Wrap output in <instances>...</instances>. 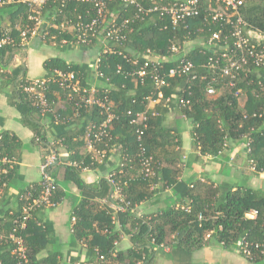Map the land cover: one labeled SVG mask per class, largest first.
I'll return each instance as SVG.
<instances>
[{
    "label": "trees",
    "instance_id": "obj_1",
    "mask_svg": "<svg viewBox=\"0 0 264 264\" xmlns=\"http://www.w3.org/2000/svg\"><path fill=\"white\" fill-rule=\"evenodd\" d=\"M0 9L14 10L9 16V26L0 28V41L3 38L12 40L11 43L0 45V83L3 88L11 89L8 101L19 111L20 123L33 132L34 141L44 142V134L37 119L42 115L34 97L24 90L28 86L26 70L22 66L8 70L15 54L23 46L20 32L32 28L34 22L28 20L30 11L25 5H6ZM215 10H221V7L212 0H200L199 15L189 19L185 27L172 29L166 28L165 23L156 17L144 22L135 20V9L131 6H124L118 1L108 3L106 16L118 24L128 20V29L132 32L124 30L126 39L123 43L109 42L114 53L103 54L101 48L98 51V72L103 75V79L96 88L100 92L106 91L105 96L115 118L111 122L108 136L97 144V148L106 154L112 147L118 148L120 163L109 175L118 185L119 196L128 206L125 212L117 214V222L114 221L112 210L99 200L101 197L84 198L74 207L71 230L76 242L86 247L89 260L71 264H151L155 248H171L191 254L211 245L220 246L229 252L237 251L250 264H264L263 190L242 186L234 190L227 188L226 192L221 193L220 188L214 187L210 181L196 180L188 186L179 184L181 190L177 193V207L141 217L131 213L136 205L152 197L153 192L149 189L152 183L157 180L173 188L182 174L180 136L165 124L166 114L173 108L179 109L178 115L192 120V148L200 156L216 157L228 142L244 141L249 150L247 156L253 172L264 174V90L258 85V81L263 78V70L253 67L251 72L241 73L232 87L228 85L229 78H223L212 84L218 94L211 98L206 96V89L213 76V72L206 68L208 59L222 55L225 50L231 49L233 43L235 18L228 19L225 16L213 20ZM95 15L91 4H61L50 0L41 10V16L50 24L45 37L77 45L70 34L60 30L61 24L66 21L76 23L79 20L86 23ZM239 15L248 26L264 32V0H245L239 8ZM215 34H218L219 39L209 43ZM190 41L194 45L186 59L194 65L192 72L197 75L196 79H192L191 75L169 79L170 87L164 89L165 97H168L176 89L189 88V107L179 108L163 100L150 107L148 102L142 101L143 95L152 90L149 78L141 80L130 76L142 64L140 56L150 50L160 58L166 57L169 56L171 42L182 45ZM77 46L84 49L99 45L93 41L88 46ZM134 60H137L136 64H133ZM175 63H162L161 74L166 73ZM42 66L45 78L51 80L45 94L52 109L51 113L42 117L62 128L75 126V135L63 132L56 138V142L58 140L67 148L69 159L66 170L72 175L79 190L83 193L93 190L92 186L80 180L78 171L92 168L95 162L88 160L91 156L81 155L77 148L86 146L85 135L90 128L98 127L103 117L96 106H83L75 95L68 98L67 91L60 88L53 79L56 71L73 72L84 87L92 84L94 71L86 64L69 63L59 57L45 60ZM117 67L121 69L119 74ZM241 100L244 101L243 106ZM143 111L148 117L147 127L138 140L136 126L130 124L127 113ZM0 137L1 157L16 162L15 152L20 148V141L8 131L0 133ZM141 149H144L146 157L151 158L155 173L152 178L143 179L139 174L138 154ZM15 168L16 163L0 161V193ZM99 188V196L102 197L113 192L108 180L101 181ZM40 192V182L21 192L18 213L8 215L5 224L0 219V225L7 232L10 231L14 217L21 213L28 202L36 199ZM60 197L61 192L57 186L50 198L51 203L55 204ZM183 200L187 202L182 203ZM117 201L116 204H119V199ZM39 208L32 212V219L26 221V228L21 232L27 249V264H58L57 252H46L51 241L50 233L48 227L39 225L35 219ZM253 211L256 212L255 218H247L246 215ZM122 235H126L131 243V247L124 251L116 249ZM243 249L248 254H244ZM100 256L103 257L101 261ZM0 264H16L8 243H0Z\"/></svg>",
    "mask_w": 264,
    "mask_h": 264
},
{
    "label": "crops",
    "instance_id": "obj_2",
    "mask_svg": "<svg viewBox=\"0 0 264 264\" xmlns=\"http://www.w3.org/2000/svg\"><path fill=\"white\" fill-rule=\"evenodd\" d=\"M14 10L0 9V28L9 26V16ZM42 27L38 29L35 37L29 38L22 48L17 51L8 70L22 66L26 70L27 79H40L45 77L43 62L49 58L59 57L69 63L86 64L93 69V64L99 51V46L84 49L73 44H62L57 47L49 44L45 36L50 26L43 17ZM47 21V22H46ZM53 50L59 53H54ZM92 84L99 85L101 80L93 76ZM11 89L3 88L0 83V133L8 131L14 134L20 141V148L16 150L15 172L3 186L0 196V219L3 224L8 215L19 211V196L30 185L38 184L41 179V164L44 158L50 153H55L58 162L51 170L52 179L56 187L60 189L61 197L58 202L51 206H43L36 212L35 219L38 224L48 227L50 245L47 253L57 252L58 264L84 263L89 260L87 249L84 245L77 243L71 230V213L76 205L84 198L93 199L101 197L102 202L112 210L115 222L117 214L115 208L118 204V195L111 193L105 197L99 196V184L106 181L109 172L114 170L120 163V153L117 147L99 158L90 153L86 146L77 148L81 155L91 156L95 165L91 168H84L78 171L80 180L92 186L93 190H86L84 193L74 183V179L66 170L69 154L67 148L59 143L56 138L63 132L76 133L75 126L67 125L62 128L46 117L39 116L38 123L44 134V142L34 141L33 132L24 127L19 119V111L9 104L8 98ZM242 97V96H241ZM240 97V98H241ZM177 106L174 101L170 103ZM157 104L150 105L154 107ZM244 101H241V106ZM179 109H172L166 114L165 124L169 125L180 136L182 162V174L178 178L176 189L168 187L165 183L156 182L150 186L153 195L150 199L139 203L132 209L131 213L136 217L150 215L157 211L177 207L181 187L179 184L190 185L196 180H208L214 187H219L221 193L227 188L234 190L236 187H248L254 190L264 191V174H255L251 168L246 142H228L225 149L216 157L200 156L192 148L191 131L193 122L189 118L178 115ZM93 154V155H92ZM89 164V163H88ZM74 165V164H72ZM176 192V193H175ZM118 202V201H117ZM186 203V200L181 201ZM2 224V225H3ZM131 243L126 235H122L117 250H127ZM237 251H225L220 246L211 245L191 254H187L171 248H155L151 264H245L239 263ZM240 256V255H239ZM242 257V256H240ZM243 258V257H242ZM245 259V258H244ZM246 264H250L246 260Z\"/></svg>",
    "mask_w": 264,
    "mask_h": 264
},
{
    "label": "built area",
    "instance_id": "obj_3",
    "mask_svg": "<svg viewBox=\"0 0 264 264\" xmlns=\"http://www.w3.org/2000/svg\"><path fill=\"white\" fill-rule=\"evenodd\" d=\"M50 0H0V8L6 5H25L29 8L30 14L28 20L34 22L32 28H26L20 32V38L22 44H24L29 38L35 37L38 33V29L43 20L41 16V10ZM61 4L69 2L88 3L93 5L96 15L90 21L84 23L81 20L76 23L72 21H66L61 24L60 30L65 33L67 29L72 38H74L75 44L80 46H88L93 41H96L99 48L102 49L103 54L114 53L109 47V42L123 43L126 39L124 30L128 29L129 21L124 20L121 24L116 23L113 19H109L106 16L108 9V3L118 1L124 6H131L135 9L133 18L140 22L147 21L148 19L154 20L156 17L159 21L164 22L167 27L172 29L185 27L186 22L199 15L200 12V0H54ZM216 5L221 7V10H215L213 13V20L226 18H235L233 25L232 38L233 43L231 49L225 50V53L213 59H208L206 68L213 72L211 78V84L206 89V96L211 98L218 94L217 90L212 84L221 81L223 78H229L228 85L234 86L235 80L241 73H249L252 68H260L264 74V32L257 29H253L246 22L242 20L239 15V8L243 5L245 0H212ZM42 23V24H41ZM128 32H132L128 29ZM68 34V35H69ZM218 34L212 35L209 43L213 40H218ZM10 38H3L0 41V45L11 43ZM63 44H67L66 40L62 41ZM186 42L182 45L171 42L169 46V56L160 58L154 52L146 50L141 56L142 64L137 71H134L130 76H135L138 79L143 80L148 77L151 83L152 90L144 94L142 97L143 102H148L149 106L159 103L163 100L166 103L172 101L179 108H188L190 101L188 99L189 88L176 89L170 96L165 97L164 89L170 87L169 79L180 78L182 76L191 75L192 79H196L197 75L192 72L194 65L191 61L186 59L188 52L183 50ZM76 45V46H77ZM99 52L93 64L94 77L101 80L103 75L98 72V63L100 60ZM125 57V56H124ZM164 62H176L166 73L161 74L162 63ZM137 60L133 61L136 64ZM121 72L120 67H117V73ZM216 73L218 75L216 76ZM264 78V75H263ZM263 78L258 81V85L261 90H264ZM105 80V79H104ZM57 85L66 90L68 98L73 95L78 97V100L85 107L96 106L100 110V115L103 117V121L98 127H92L89 129V133L85 135L86 149L101 158L105 154L97 148V144L108 136V131L112 120L115 118L113 112L110 109V105L105 96L106 91H101L96 88L95 84H86L84 87L81 85L80 80L73 72H55V78L53 79ZM107 81V80H106ZM28 86L24 88L25 92L34 97V102L37 108L40 110L42 116L52 112L51 105L46 97L47 86L51 82L50 79H27ZM142 82V81H141ZM79 107V104H76ZM130 117V124L136 126L135 134L137 139L143 135L146 129L148 117L146 112H128ZM155 116V113H152ZM187 118L186 116H183ZM1 141V137H0ZM227 144H225V147ZM247 147V144H246ZM247 148V152H248ZM144 149H141L138 154L139 158V174L146 178H152L155 176L152 168V162L150 157L144 155ZM2 163H16L10 161L6 157H1ZM58 162V157L55 153H49L41 164V179L40 186L41 192L36 199L28 202L21 210L19 215H15L13 220V227L10 231L4 229L0 225V243H8L11 245V255L16 261V264H27L28 256L27 249L21 235V232L26 228V221L32 219V212L40 206H51L50 198L56 191V184L51 176V170ZM75 165V164H74ZM251 165V163H250ZM252 168V166H251ZM253 170V168H252ZM109 184L113 187V193L118 195L119 204L115 208V214L123 213L128 206L123 201V198L119 196V187L113 178L109 175L107 177ZM106 203V201L104 202ZM14 215V214H13ZM256 216V212L253 211L246 215L247 218L253 219ZM114 218V217H113ZM74 221V218H72ZM115 221V218H114ZM244 254H248L246 249L242 250ZM102 256L99 257L101 261Z\"/></svg>",
    "mask_w": 264,
    "mask_h": 264
},
{
    "label": "rangeland",
    "instance_id": "obj_4",
    "mask_svg": "<svg viewBox=\"0 0 264 264\" xmlns=\"http://www.w3.org/2000/svg\"><path fill=\"white\" fill-rule=\"evenodd\" d=\"M41 21H43V20H41ZM42 24V23H41ZM41 26V25H40ZM69 30L70 29H67L66 31H65V34H69ZM47 33H48V30L46 31ZM63 41V40H62ZM58 42L57 41V39H54V38H50L49 40H47L46 42L47 43H49V44H55V45H57V47H59V46H61L62 44H63V42ZM65 45V44H64ZM194 45V42H192V41H190V42H186V44H185V46L183 47V50L185 51V52H189V50L191 49V47ZM53 52L54 53H57L58 55H59V53L58 52H56L55 50H53ZM242 96V95H241ZM242 101V100H241ZM238 256V260H239V263L240 262H243V263H247L246 262V259H244V257L242 258V257H240L239 255H237Z\"/></svg>",
    "mask_w": 264,
    "mask_h": 264
}]
</instances>
